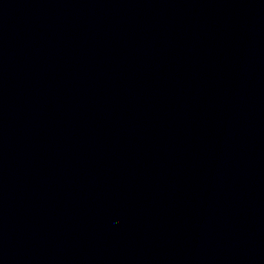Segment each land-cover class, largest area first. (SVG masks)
<instances>
[{"label":"water","instance_id":"obj_1","mask_svg":"<svg viewBox=\"0 0 264 264\" xmlns=\"http://www.w3.org/2000/svg\"><path fill=\"white\" fill-rule=\"evenodd\" d=\"M0 264H264V0H0Z\"/></svg>","mask_w":264,"mask_h":264}]
</instances>
